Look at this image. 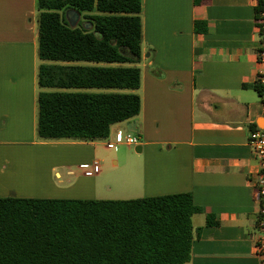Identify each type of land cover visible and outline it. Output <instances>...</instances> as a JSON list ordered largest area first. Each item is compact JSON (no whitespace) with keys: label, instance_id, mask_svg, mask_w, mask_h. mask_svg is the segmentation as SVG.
<instances>
[{"label":"crops","instance_id":"obj_1","mask_svg":"<svg viewBox=\"0 0 264 264\" xmlns=\"http://www.w3.org/2000/svg\"><path fill=\"white\" fill-rule=\"evenodd\" d=\"M36 1L0 0V197L93 199L98 167L81 169L98 164L101 141H37ZM142 1L141 110L109 135L141 139L135 197L192 194L203 210L192 217L189 264H260L248 143L264 122L257 0Z\"/></svg>","mask_w":264,"mask_h":264},{"label":"trees","instance_id":"obj_2","mask_svg":"<svg viewBox=\"0 0 264 264\" xmlns=\"http://www.w3.org/2000/svg\"><path fill=\"white\" fill-rule=\"evenodd\" d=\"M36 6L38 137L107 139L113 124L141 110L135 91L143 1ZM70 9L81 15L76 26ZM202 210L188 192L125 200L0 197V264H189L192 217Z\"/></svg>","mask_w":264,"mask_h":264},{"label":"rangeland","instance_id":"obj_3","mask_svg":"<svg viewBox=\"0 0 264 264\" xmlns=\"http://www.w3.org/2000/svg\"><path fill=\"white\" fill-rule=\"evenodd\" d=\"M80 20L81 16L76 25ZM132 134L138 138L139 142L141 141L136 133ZM114 137L111 136L107 139L99 140L101 142L97 145L95 160L98 162V172L96 173L98 192L93 199L125 200L134 199L136 198L135 196L140 195V192L133 188L134 185H137L136 176L134 175L136 165L133 161L134 157L139 153L136 150L137 145L116 144ZM37 141H40V138H37ZM26 148L28 153L29 151L34 153L40 151L38 146L27 145ZM34 159L37 158L29 157L26 158L25 162L35 163L37 160ZM63 169L59 168L58 171L63 172ZM93 170H95L94 164L89 163L87 168L81 169V172H94Z\"/></svg>","mask_w":264,"mask_h":264},{"label":"built area","instance_id":"obj_4","mask_svg":"<svg viewBox=\"0 0 264 264\" xmlns=\"http://www.w3.org/2000/svg\"><path fill=\"white\" fill-rule=\"evenodd\" d=\"M257 20L259 22L260 40L258 48V73L257 84L261 88L260 103L264 119V0H257ZM116 144L139 145L138 138L132 133L118 132L115 137ZM248 143L258 160V170L253 176V196L258 205L257 230L259 236L256 241V253L259 257V263L264 264V122L263 125L252 128L249 132ZM95 169L98 164L95 163Z\"/></svg>","mask_w":264,"mask_h":264},{"label":"water","instance_id":"obj_5","mask_svg":"<svg viewBox=\"0 0 264 264\" xmlns=\"http://www.w3.org/2000/svg\"><path fill=\"white\" fill-rule=\"evenodd\" d=\"M66 15H67L68 21H69V23H70L71 26H76V22L79 20V18L81 16L80 13L78 11L74 10V9L68 10L67 13H66ZM85 26L87 28H89L92 25H91V23H86ZM136 150L137 151H140L141 150V147L140 146H137L136 147Z\"/></svg>","mask_w":264,"mask_h":264}]
</instances>
